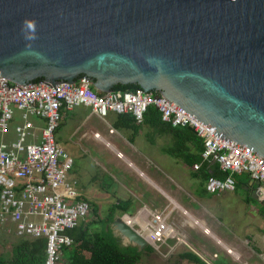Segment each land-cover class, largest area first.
<instances>
[{"label": "water", "instance_id": "1", "mask_svg": "<svg viewBox=\"0 0 264 264\" xmlns=\"http://www.w3.org/2000/svg\"><path fill=\"white\" fill-rule=\"evenodd\" d=\"M0 76L137 84L264 158V0H0Z\"/></svg>", "mask_w": 264, "mask_h": 264}, {"label": "crops", "instance_id": "2", "mask_svg": "<svg viewBox=\"0 0 264 264\" xmlns=\"http://www.w3.org/2000/svg\"><path fill=\"white\" fill-rule=\"evenodd\" d=\"M16 113L13 128L0 136V143L17 138L14 126L22 120L20 112ZM32 122L29 140L38 141L45 123L39 118ZM55 139L74 159L68 181L76 198L94 204L97 210L106 209L105 215L111 212L113 220L119 216L131 220L137 230L143 225V209L159 213L171 208L166 221L184 240H168L171 263L264 264V199L259 185L242 174L237 176L235 191L210 194L207 177L223 178L225 172L214 160L202 158L201 138L200 147L192 141L178 145L165 124L144 116L131 123L113 112L102 117L78 104L61 109ZM81 153L90 154L92 163L78 165ZM194 157H201V163L192 164ZM84 164L93 171H87ZM111 230L123 246L141 249Z\"/></svg>", "mask_w": 264, "mask_h": 264}, {"label": "built area", "instance_id": "3", "mask_svg": "<svg viewBox=\"0 0 264 264\" xmlns=\"http://www.w3.org/2000/svg\"><path fill=\"white\" fill-rule=\"evenodd\" d=\"M78 104L102 117L109 112L130 113L137 121L154 105L162 122L193 128L203 141L202 158L214 160L225 172L223 178L207 177L205 186L210 194L235 191V174L246 173L258 183L264 199V158L244 144L216 136L197 118L162 95L142 90L125 95L114 91L99 94L83 78L79 84L59 82L51 86L44 80L16 84L0 76V136L9 131L15 110L20 112L22 120L14 126L15 141L0 143V227L19 237L45 238L44 264L60 263L63 248L73 243L67 231L74 229L91 210L88 201L76 198L68 181L74 159L55 139L61 109ZM32 118L43 119L45 123L38 141L29 140L34 132ZM198 167L194 165L195 169ZM170 212L171 208L167 207L159 213L146 208L140 213L143 225L138 231L158 251L161 246H168L170 238L184 241L166 221ZM130 221L126 220L129 224ZM172 251L169 248L168 253Z\"/></svg>", "mask_w": 264, "mask_h": 264}, {"label": "trees", "instance_id": "4", "mask_svg": "<svg viewBox=\"0 0 264 264\" xmlns=\"http://www.w3.org/2000/svg\"><path fill=\"white\" fill-rule=\"evenodd\" d=\"M41 80L42 78H39L34 80V82ZM76 82L79 84L80 79ZM90 87L94 89L91 84ZM138 90H141V88L137 84H118L113 87L114 92H121L123 95ZM97 92L99 94L104 93L100 91ZM151 93L154 95H160L159 92L156 91ZM16 111L17 110H15V112ZM15 115H17V113ZM118 115L121 118L128 117L131 123L135 121V117L130 113ZM144 119L150 122L157 121L165 124L167 131L175 137L178 145L185 144L187 141H192L198 147L202 145L201 139L189 130L187 126H172L168 123L162 122L160 112L154 105L148 107L144 114ZM201 161V157H194L191 163H201ZM242 174H245L249 178L248 174L240 173L235 174V179ZM96 215L97 209L94 204H91V212L87 217L81 220L74 229L67 231L72 238L73 243L72 245L63 248L59 264H140L144 253L152 251V247L149 245H146L141 249L136 247V251H130L129 249L123 248V245L120 244L112 233L104 235L101 232L94 230V227L98 222L102 221L107 228H109V225L113 220L111 212L102 217V219L96 217ZM4 238L5 233L0 227V239ZM12 238L11 254L9 257H5L0 249V264H44L46 258L45 238L19 237L15 235H12ZM1 242L2 241H0V243Z\"/></svg>", "mask_w": 264, "mask_h": 264}, {"label": "rangeland", "instance_id": "5", "mask_svg": "<svg viewBox=\"0 0 264 264\" xmlns=\"http://www.w3.org/2000/svg\"><path fill=\"white\" fill-rule=\"evenodd\" d=\"M11 128H13V125H11ZM81 149L83 150V148H81ZM89 161H90V154L81 153V159L78 160V165H82L85 162H88L89 164H91L92 159L90 162ZM84 166L86 167L87 171H89V172L93 171V169L90 168L89 166H87L86 164H84ZM90 212H91V210H90ZM105 213H107L106 209L99 208L97 210L96 217H100V219H102V217H104ZM93 218H94V216H93ZM94 230L101 232L104 235H109L112 233L111 228H107V226L102 221L97 223V225L94 227ZM4 232H5V238L0 239V241H2L0 243V249H1V251L5 257H9L11 254V244H12L13 238H12L11 233H7L6 231H4ZM121 245H123V244H121ZM150 247H152V245H150ZM123 248L129 249L130 251H136L137 250V248L132 246V245H124ZM160 248H161L160 251H158L154 247H152V251L145 252L143 257H142V261L140 262V264H174V263H171V260L169 258L170 254L172 253V252L170 254L168 253L169 247L166 245H163ZM162 253H164L166 255L164 256V255H162Z\"/></svg>", "mask_w": 264, "mask_h": 264}]
</instances>
